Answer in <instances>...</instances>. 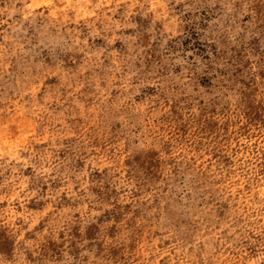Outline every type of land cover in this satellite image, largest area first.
I'll use <instances>...</instances> for the list:
<instances>
[{
  "label": "rangeland",
  "instance_id": "1",
  "mask_svg": "<svg viewBox=\"0 0 264 264\" xmlns=\"http://www.w3.org/2000/svg\"><path fill=\"white\" fill-rule=\"evenodd\" d=\"M158 2L112 0L102 31L0 0V115L85 173L97 214L69 235L97 264H264V0Z\"/></svg>",
  "mask_w": 264,
  "mask_h": 264
},
{
  "label": "clouds",
  "instance_id": "2",
  "mask_svg": "<svg viewBox=\"0 0 264 264\" xmlns=\"http://www.w3.org/2000/svg\"><path fill=\"white\" fill-rule=\"evenodd\" d=\"M111 2L60 0L62 7L58 12L67 17L69 23L73 22V17L76 22L83 20L89 29H94L96 21L100 20L104 24L102 31H107L109 25L104 21L110 18L104 17L103 10ZM145 2L151 3L153 8L162 7L158 0ZM119 6L116 4L110 10L115 11ZM93 17L95 19H91ZM92 34L100 33L93 31ZM15 123L12 117L0 115V232L6 229L8 239L14 244L10 252L0 251V264H97L95 256L84 249L83 243L73 244L74 237L69 235L73 225L80 224L83 229L97 214L88 208V204L93 203V197L89 194L85 173L77 171L71 159L61 161L52 143L47 148H37L36 138L28 125H24L18 135L17 129L10 126ZM28 168L32 172L25 175ZM50 179L57 181V186H50L47 193L42 192L43 185L48 184ZM64 197L69 202L66 205L61 203ZM33 200L38 205L35 210L28 207ZM77 212L79 217L75 215ZM61 232L66 243L60 258L44 256L36 251L35 243H29V236L35 233L45 238H59ZM3 242L4 237L0 236V245ZM74 248L80 249L78 254L73 251ZM29 254L33 259H29Z\"/></svg>",
  "mask_w": 264,
  "mask_h": 264
}]
</instances>
